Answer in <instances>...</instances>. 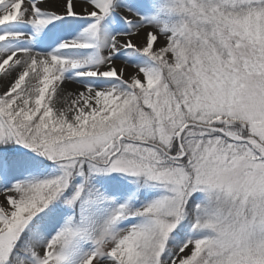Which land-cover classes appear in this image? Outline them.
I'll return each instance as SVG.
<instances>
[{
  "label": "snow or ice",
  "instance_id": "1",
  "mask_svg": "<svg viewBox=\"0 0 264 264\" xmlns=\"http://www.w3.org/2000/svg\"><path fill=\"white\" fill-rule=\"evenodd\" d=\"M0 264H264V0H0Z\"/></svg>",
  "mask_w": 264,
  "mask_h": 264
}]
</instances>
